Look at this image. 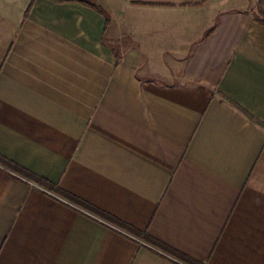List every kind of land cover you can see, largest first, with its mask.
Masks as SVG:
<instances>
[{
    "label": "crops",
    "instance_id": "1",
    "mask_svg": "<svg viewBox=\"0 0 264 264\" xmlns=\"http://www.w3.org/2000/svg\"><path fill=\"white\" fill-rule=\"evenodd\" d=\"M260 1L0 0V264H264Z\"/></svg>",
    "mask_w": 264,
    "mask_h": 264
},
{
    "label": "trees",
    "instance_id": "2",
    "mask_svg": "<svg viewBox=\"0 0 264 264\" xmlns=\"http://www.w3.org/2000/svg\"><path fill=\"white\" fill-rule=\"evenodd\" d=\"M258 10H259V13L262 15V18H263V23H264V0H261L260 1V3H259V7H258ZM0 164H1V166H3V167H6V169L8 168V169H16V170H18V167L17 166H15V165H13V164H11L10 162H8V161H6L5 159H2L1 157H0ZM22 174V173H21ZM56 192H58V193H60V194H63L62 192H59L58 190H56ZM64 195V194H63ZM65 196V195H64ZM66 197H68V196H66ZM149 241L150 242H152V243H154V244H158L156 241H154V240H151V239H149Z\"/></svg>",
    "mask_w": 264,
    "mask_h": 264
}]
</instances>
